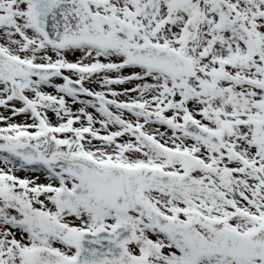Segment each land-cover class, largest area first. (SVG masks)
<instances>
[{
	"label": "snow or ice",
	"instance_id": "6c2138e0",
	"mask_svg": "<svg viewBox=\"0 0 264 264\" xmlns=\"http://www.w3.org/2000/svg\"><path fill=\"white\" fill-rule=\"evenodd\" d=\"M0 264H264V0H0Z\"/></svg>",
	"mask_w": 264,
	"mask_h": 264
}]
</instances>
